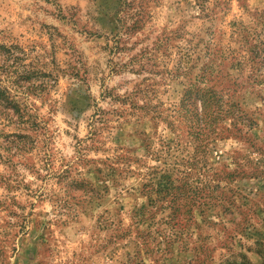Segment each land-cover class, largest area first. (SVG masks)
<instances>
[{
	"label": "rangeland",
	"instance_id": "obj_1",
	"mask_svg": "<svg viewBox=\"0 0 264 264\" xmlns=\"http://www.w3.org/2000/svg\"><path fill=\"white\" fill-rule=\"evenodd\" d=\"M0 86V264H264V0H0Z\"/></svg>",
	"mask_w": 264,
	"mask_h": 264
},
{
	"label": "trees",
	"instance_id": "obj_2",
	"mask_svg": "<svg viewBox=\"0 0 264 264\" xmlns=\"http://www.w3.org/2000/svg\"><path fill=\"white\" fill-rule=\"evenodd\" d=\"M9 110L17 113V105L12 101L6 89L0 86V114L8 112Z\"/></svg>",
	"mask_w": 264,
	"mask_h": 264
}]
</instances>
